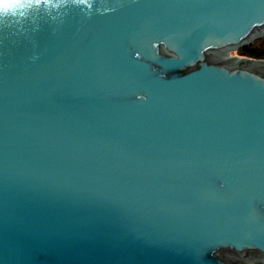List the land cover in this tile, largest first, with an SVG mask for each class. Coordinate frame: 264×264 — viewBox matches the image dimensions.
<instances>
[{
    "label": "water",
    "instance_id": "obj_1",
    "mask_svg": "<svg viewBox=\"0 0 264 264\" xmlns=\"http://www.w3.org/2000/svg\"><path fill=\"white\" fill-rule=\"evenodd\" d=\"M262 38L264 0L0 20V264H264V61L224 57Z\"/></svg>",
    "mask_w": 264,
    "mask_h": 264
},
{
    "label": "clouds",
    "instance_id": "obj_2",
    "mask_svg": "<svg viewBox=\"0 0 264 264\" xmlns=\"http://www.w3.org/2000/svg\"><path fill=\"white\" fill-rule=\"evenodd\" d=\"M68 0H0V20L23 21L33 10L40 7L58 8ZM73 4H84L85 0H71ZM37 57H32L35 60Z\"/></svg>",
    "mask_w": 264,
    "mask_h": 264
},
{
    "label": "trees",
    "instance_id": "obj_3",
    "mask_svg": "<svg viewBox=\"0 0 264 264\" xmlns=\"http://www.w3.org/2000/svg\"><path fill=\"white\" fill-rule=\"evenodd\" d=\"M240 57L257 61H264V41L244 47L236 52Z\"/></svg>",
    "mask_w": 264,
    "mask_h": 264
},
{
    "label": "rangeland",
    "instance_id": "obj_4",
    "mask_svg": "<svg viewBox=\"0 0 264 264\" xmlns=\"http://www.w3.org/2000/svg\"><path fill=\"white\" fill-rule=\"evenodd\" d=\"M261 40L264 41V38H262V39H258V40H256V41H254L253 43L256 44L257 42H259V41H261ZM253 43H252V44H253ZM252 44H251V45H252ZM249 46H250V45H249ZM236 52H238V51H231L230 54H229L230 57H232V56H233V57H234V56L240 57Z\"/></svg>",
    "mask_w": 264,
    "mask_h": 264
},
{
    "label": "bare ground",
    "instance_id": "obj_5",
    "mask_svg": "<svg viewBox=\"0 0 264 264\" xmlns=\"http://www.w3.org/2000/svg\"><path fill=\"white\" fill-rule=\"evenodd\" d=\"M230 52H229V50H227L225 53H224V57L225 58H229L230 57ZM246 264H255L254 262H252V261H248Z\"/></svg>",
    "mask_w": 264,
    "mask_h": 264
}]
</instances>
